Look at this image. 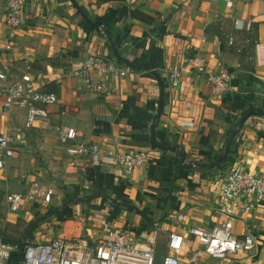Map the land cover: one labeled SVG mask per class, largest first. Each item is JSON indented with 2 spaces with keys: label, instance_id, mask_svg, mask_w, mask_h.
<instances>
[{
  "label": "crops",
  "instance_id": "obj_1",
  "mask_svg": "<svg viewBox=\"0 0 264 264\" xmlns=\"http://www.w3.org/2000/svg\"><path fill=\"white\" fill-rule=\"evenodd\" d=\"M4 15L0 0L6 84L31 85L55 94L57 102L46 119L24 129L26 109L2 115L0 100V134L21 129L13 156L0 153L1 241H92L102 236V220L133 234L159 222L160 255L171 233L187 236L189 228L210 229L220 219V190L234 164L264 176V0H24L23 25L11 42ZM232 20L240 21L238 28ZM246 24L252 43L242 53L228 49L226 35L236 34L240 42ZM195 54L206 59L208 70L229 72L225 94L213 96L203 82L193 83L189 69L178 87L170 85V72ZM91 55L131 73L113 82L110 94L96 91L68 75ZM90 76L99 79L95 72ZM236 100L243 107L233 109ZM57 126L74 128L77 143L113 153L141 150L152 160L128 176L118 167L94 166L88 154L66 153ZM34 185L53 190L50 202L25 201L9 211L7 196ZM245 219L234 231L254 236L251 253L214 259L194 241L189 247L200 252L195 264H264V202Z\"/></svg>",
  "mask_w": 264,
  "mask_h": 264
},
{
  "label": "built area",
  "instance_id": "obj_2",
  "mask_svg": "<svg viewBox=\"0 0 264 264\" xmlns=\"http://www.w3.org/2000/svg\"><path fill=\"white\" fill-rule=\"evenodd\" d=\"M24 0H5L4 21L8 29L9 42L15 32L23 25ZM231 24L238 28L240 21L232 20ZM240 42L236 34L226 35V47L242 53L245 47L252 43L247 35L251 32L250 24L241 28ZM104 35V33H102ZM205 39L201 38V42ZM11 50V44L5 46ZM189 69L194 74L193 83L203 82L213 96L225 94L231 84L229 72L206 68V59L202 56H188L183 67L172 70L169 74L170 85L176 88L183 81L184 70ZM9 69L0 65V100H2V115H6L13 107L26 109L24 129H30L37 120L47 118V109L57 102L52 93L41 92L28 84L15 83L7 85ZM95 72L99 79H92ZM131 73L129 67L119 66L99 56H87L79 62L77 71L69 72L70 76H78L87 86L96 91L110 94L112 83L126 78ZM96 129H100L95 126ZM59 144L71 156L90 155L91 164L100 166L107 164L118 167L126 176L137 168L146 167L151 157L141 150L125 153H113L103 145L76 142L77 133L72 127H55ZM18 129L14 134H0V153L6 157L14 154L17 144ZM100 135V134H99ZM101 138L108 140L105 134ZM53 195L52 189L41 190L34 185L28 192L15 193L7 196L9 211H18L25 201L42 200L49 203ZM262 202H264V176L250 172L242 162H237L229 170L220 190L217 212L220 219L210 229L191 227L187 236L171 233L164 245V253L158 255L156 236L163 231L159 222H152L148 229L133 234L127 229L112 228L106 220L100 222L102 236L96 240L55 238L43 244L26 243L20 249L21 258L11 264H195V258L200 254L189 247L190 242H196L201 251L214 259H223L227 255L251 253L254 249V236L247 232L239 236L234 231L236 222H245ZM151 228V230H150ZM19 250L18 245L0 240V264H9L11 255ZM190 253L187 259L186 255ZM192 254V255H191Z\"/></svg>",
  "mask_w": 264,
  "mask_h": 264
},
{
  "label": "trees",
  "instance_id": "obj_3",
  "mask_svg": "<svg viewBox=\"0 0 264 264\" xmlns=\"http://www.w3.org/2000/svg\"><path fill=\"white\" fill-rule=\"evenodd\" d=\"M80 11H83V13L85 14L84 10H82L81 8H80ZM240 107H243V101H240V100L234 101V103L232 105V108L233 109H238ZM22 247H24V245H21V244L18 245L19 250L16 253L11 255V260H10L9 264L14 263V262L18 261L21 258L20 249Z\"/></svg>",
  "mask_w": 264,
  "mask_h": 264
},
{
  "label": "water",
  "instance_id": "obj_4",
  "mask_svg": "<svg viewBox=\"0 0 264 264\" xmlns=\"http://www.w3.org/2000/svg\"><path fill=\"white\" fill-rule=\"evenodd\" d=\"M248 116H250V114L249 115H247V116H244V118L241 120V121H239V123H238V125L235 127V129H234V131H233V134L231 135V138L236 134V132L241 128V126L243 125V123H244V121L248 118ZM230 141H231V139L228 141V144H227V146H226V151H225V155L227 154V152H228V145L230 144ZM221 160H217V163H219ZM185 162H184V159H183V164H184Z\"/></svg>",
  "mask_w": 264,
  "mask_h": 264
},
{
  "label": "rangeland",
  "instance_id": "obj_5",
  "mask_svg": "<svg viewBox=\"0 0 264 264\" xmlns=\"http://www.w3.org/2000/svg\"><path fill=\"white\" fill-rule=\"evenodd\" d=\"M160 251H162L163 252V250H162V248H161V250ZM163 254V253H162Z\"/></svg>",
  "mask_w": 264,
  "mask_h": 264
}]
</instances>
